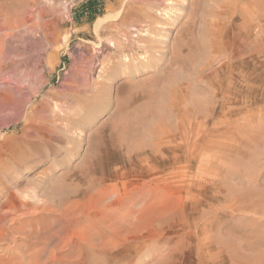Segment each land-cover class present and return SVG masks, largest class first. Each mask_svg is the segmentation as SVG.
<instances>
[{
    "label": "rangeland",
    "instance_id": "rangeland-1",
    "mask_svg": "<svg viewBox=\"0 0 264 264\" xmlns=\"http://www.w3.org/2000/svg\"><path fill=\"white\" fill-rule=\"evenodd\" d=\"M35 1L45 26L30 52L14 43L0 84L41 72L53 111L24 154L0 146V264H241L231 239L264 264V143L244 131L264 121V11L247 17L246 0ZM238 151L240 167L226 165ZM227 173L240 175L230 188Z\"/></svg>",
    "mask_w": 264,
    "mask_h": 264
},
{
    "label": "bare ground",
    "instance_id": "bare-ground-1",
    "mask_svg": "<svg viewBox=\"0 0 264 264\" xmlns=\"http://www.w3.org/2000/svg\"><path fill=\"white\" fill-rule=\"evenodd\" d=\"M240 1V0H239ZM238 1V2H239ZM183 2V1H182ZM152 3V2H151ZM150 3V4H151ZM184 3V2H183ZM247 5L244 7L247 11L245 15L247 17L252 16V13L250 12V9L252 11L256 10L259 13V10L264 11V0H246L245 2ZM37 2L35 0H0V65L1 63L9 60L11 58V55L15 54L16 47L18 44L23 41L22 45L23 48V54L26 53L28 50L27 48V43L30 41L32 38V35L34 34L33 32H37V30H34V27L36 25L39 26H45L44 25V14L39 13L36 15L35 13V7L37 6ZM46 4V3H44ZM60 4V3H58ZM126 4V3H125ZM149 4V1H148ZM155 4V3H154ZM166 6L169 7L172 2L169 0H166ZM176 4V3H175ZM62 5V4H60ZM130 6V5H129ZM149 7V6H148ZM163 8L162 11L167 12L168 8ZM171 7V6H170ZM153 7H151L152 9ZM230 8V7H229ZM244 9V11H245ZM148 10V9H147ZM178 10V9H177ZM44 11V10H43ZM42 11V12H43ZM161 11V10H160ZM38 12V11H36ZM159 12V11H158ZM141 13V12H140ZM262 13V12H261ZM264 13V12H263ZM52 14V13H51ZM63 14V13H62ZM255 14V13H254ZM58 16V15H57ZM36 17V20L38 24H34L33 22L36 21L34 20ZM59 17V16H58ZM123 17V16H122ZM57 18V17H56ZM162 18V17H161ZM60 19V18H59ZM264 19V17H263ZM262 19V20H263ZM116 20V19H115ZM136 20V19H135ZM122 21V20H121ZM134 21V20H133ZM105 20L104 19H99L95 22L94 28L95 30H99L102 25L104 24ZM49 24V23H48ZM46 24V25H48ZM113 25V24H112ZM134 25V24H133ZM155 25V24H154ZM157 26V25H156ZM147 27V26H146ZM53 28V27H52ZM122 28V27H121ZM38 29V27H37ZM41 29V27H40ZM46 29V28H45ZM57 30V29H56ZM139 30V29H138ZM167 30V29H166ZM40 31V30H39ZM142 31V30H141ZM149 31V30H148ZM56 32V31H54ZM255 32V31H254ZM48 33V32H47ZM102 33V32H101ZM109 33V32H108ZM98 34V33H97ZM37 35V34H36ZM42 36V34H40ZM53 35V33L51 34ZM69 35V34H68ZM67 35V36H68ZM48 36V35H47ZM56 36V35H54ZM35 37V36H34ZM37 38V37H36ZM41 38V37H40ZM214 38V37H213ZM45 39V38H44ZM50 39V38H49ZM52 39V38H51ZM56 39V37L54 38ZM68 39V38H67ZM32 40V39H31ZM38 40H40L38 38ZM42 40V39H41ZM62 40V39H61ZM35 41V40H34ZM46 41V40H45ZM54 41V40H53ZM19 42L18 44H15L16 47L14 46V43ZM38 43V42H37ZM49 42H47L48 44ZM53 43V42H52ZM55 43V42H54ZM21 44V43H20ZM30 44V43H29ZM32 44V43H31ZM31 46L32 50L34 49ZM42 44V43H40ZM21 45V46H22ZM36 45V44H35ZM44 45V43H43ZM42 45V46H43ZM61 45V44H60ZM59 45V46H60ZM64 45V44H63ZM19 46V47H21ZM38 46V45H36ZM46 46V45H45ZM35 47V46H34ZM18 48V47H17ZM37 48V47H36ZM60 48V47H59ZM145 48V47H144ZM43 49V48H40ZM56 49V48H55ZM18 50V49H17ZM37 49H35L36 51ZM39 50V49H38ZM29 52L31 51L30 49L28 50ZM42 51V50H41ZM152 51V50H151ZM18 52V51H17ZM33 52V51H32ZM39 53V52H38ZM41 53V52H40ZM39 53V54H40ZM148 53V52H147ZM17 54V53H16ZM21 54V55H23ZM28 54V53H27ZM30 54V53H29ZM37 54V52H35ZM223 54V53H222ZM32 54H30L31 56ZM251 55V54H250ZM15 56V55H14ZM27 56V55H26ZM29 56V55H28ZM27 56V57H28ZM47 56V55H46ZM24 57V56H23ZM215 57V56H214ZM30 57L29 59H31ZM34 60V59H33ZM221 61V60H220ZM25 62V61H24ZM30 62V61H29ZM135 62V61H134ZM32 63V62H31ZM34 63V61H33ZM32 63V64H33ZM38 63V62H37ZM14 64V63H13ZM25 64V63H24ZM27 64V63H26ZM35 64V63H34ZM221 64V63H220ZM18 65V64H17ZM39 65V64H38ZM36 66V65H35ZM35 66H32L35 68ZM96 66V65H95ZM1 68V67H0ZM33 69V68H32ZM31 69V71H32ZM21 70V69H20ZM38 70V69H37ZM47 70V69H46ZM74 70V69H73ZM34 71V70H33ZM36 71V70H35ZM83 71V70H82ZM231 71V70H230ZM7 72V71H6ZM5 72V73H6ZM22 73V72H21ZM41 72L39 73H33L30 75H27L25 77V86H19L20 82H15L12 84H6L1 83L0 84V121L2 123L8 125H14L16 123L21 122L23 124V127L20 130V133H15L12 132V134L9 137H5L4 135L0 136V146H2L1 152L7 156H17L21 155L23 150L27 147H29L32 143V140L30 138H35V140H39L41 138L44 139L45 135L43 136L44 132L39 129V125H43V120L45 121L46 116L53 111V109H50V106L48 108V104L46 105L44 101L46 100V97L49 93H44L41 94L45 82L42 81V77L40 75ZM80 73V72H79ZM78 73V74H79ZM102 73V72H101ZM104 73V72H103ZM233 73V72H232ZM8 74V73H7ZM215 74V73H214ZM216 75V74H215ZM229 76V75H228ZM74 78V77H73ZM98 78V77H96ZM22 79V78H20ZM19 79V80H20ZM63 80V79H62ZM101 80V79H100ZM218 80V79H217ZM107 82V81H106ZM108 83V82H107ZM23 84V83H22ZM21 85V84H20ZM83 89V88H82ZM102 89V88H101ZM92 90V89H91ZM61 91V90H60ZM85 91V90H84ZM98 93V92H97ZM181 93V92H180ZM179 93V94H180ZM214 93V92H213ZM90 94V93H89ZM178 94V95H179ZM59 95V94H58ZM63 95V94H62ZM65 95V94H64ZM214 95V94H213ZM61 96V95H60ZM40 97V99H38ZM84 98V97H83ZM98 98V96H97ZM36 99H38V103L36 104L35 102ZM63 99V97H62ZM80 100V99H78ZM87 100V98H86ZM82 101V100H81ZM55 104V103H54ZM86 104V103H85ZM57 105V104H56ZM92 105V104H91ZM72 107V106H71ZM79 107V106H78ZM58 108V107H57ZM85 108V107H84ZM65 111V110H64ZM81 111V110H79ZM58 112V111H57ZM236 112V111H235ZM87 114V113H86ZM241 116V115H240ZM60 117V116H59ZM242 118V117H241ZM253 119V124L252 127H249V129H244V131L247 132H253V137H258L261 141L264 143V121L262 122L261 120L258 121L256 116L252 117ZM242 119H238L236 122L235 129H236V134H237V140L240 141L241 138V131L243 133V127L241 123ZM234 121V120H233ZM0 122V124H2ZM65 123V122H64ZM20 124V123H19ZM21 124V125H22ZM70 124V123H69ZM201 124V123H200ZM255 124V126H253ZM74 125V124H73ZM222 125V123H221ZM4 126V125H2ZM1 126V127H2ZM44 126V125H43ZM184 126V125H183ZM217 126V125H216ZM219 126V125H218ZM5 127V126H4ZM57 127V126H56ZM169 127V126H168ZM197 127V126H196ZM202 127V126H201ZM218 128V127H217ZM5 129V128H4ZM215 129V128H214ZM26 131L30 132L31 137H26L27 134H25ZM17 132V131H16ZM52 132V131H51ZM196 132V131H195ZM43 133V134H42ZM78 133V132H77ZM53 134V133H52ZM79 134V133H78ZM83 134V133H82ZM81 134V136H82ZM172 134V133H171ZM170 134V135H171ZM199 134V133H198ZM29 135V134H28ZM53 136V135H52ZM55 136V135H54ZM189 136V135H188ZM61 137V136H60ZM198 137V136H197ZM58 138V137H57ZM47 140V138H45ZM165 138H163L164 141ZM171 139V138H170ZM197 139V138H195ZM54 140V139H53ZM40 141V140H39ZM237 141V142H238ZM58 142V140H57ZM159 144V143H158ZM201 145V144H200ZM59 146V145H58ZM192 146V145H191ZM42 148V147H41ZM26 150V152H27ZM47 150V149H46ZM200 150V149H199ZM30 151V150H29ZM28 151V152H29ZM22 152V153H21ZM21 153V154H20ZM25 153V152H24ZM23 153V154H24ZM37 153V151H36ZM202 153V152H201ZM239 151L236 153L237 156L233 161H228L226 158L225 164L228 165L231 163V167L235 166L240 167V162L239 159ZM1 154V153H0ZM192 154V153H191ZM27 155V154H26ZM33 155V154H32ZM190 155V154H189ZM200 155V154H199ZM25 156V155H24ZM254 156V155H253ZM252 156V157H253ZM3 158V157H2ZM5 158V157H4ZM3 158V159H4ZM13 158V157H11ZM232 159V158H231ZM52 161V160H51ZM24 163V162H23ZM207 164V163H206ZM5 165V164H4ZM1 170V169H0ZM221 173V172H220ZM206 174V173H205ZM223 181L224 184L227 186V188H230L228 184L231 182V180H234L237 178L238 182L240 180V175L237 173L234 174H225L223 175ZM10 180V179H9ZM8 180V181H9ZM2 181V180H1ZM4 183V182H3ZM7 195V194H6ZM254 195H257L260 197V200L262 204H264V190L261 192H254ZM23 214V213H22ZM13 221V220H12ZM6 223V222H5ZM14 223V222H13ZM258 237V232H254L253 236H250V239H256ZM230 243V244H229ZM224 248L227 250L230 249L233 251V256H234V262H240L241 264H249L251 261V258L249 255L245 253H241V249L239 247L238 242L236 241L234 243V240L228 241L227 245H223Z\"/></svg>",
    "mask_w": 264,
    "mask_h": 264
},
{
    "label": "trees",
    "instance_id": "trees-1",
    "mask_svg": "<svg viewBox=\"0 0 264 264\" xmlns=\"http://www.w3.org/2000/svg\"><path fill=\"white\" fill-rule=\"evenodd\" d=\"M84 9H86L89 13H91V15L94 17L96 14V12H94V10H96L95 6H93L92 4H86L84 6Z\"/></svg>",
    "mask_w": 264,
    "mask_h": 264
}]
</instances>
